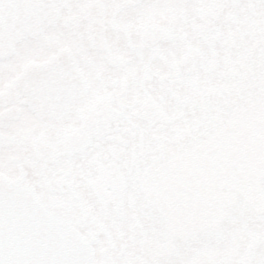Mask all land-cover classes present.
<instances>
[{
    "label": "snow or ice",
    "instance_id": "obj_1",
    "mask_svg": "<svg viewBox=\"0 0 264 264\" xmlns=\"http://www.w3.org/2000/svg\"><path fill=\"white\" fill-rule=\"evenodd\" d=\"M0 264H264V0H0Z\"/></svg>",
    "mask_w": 264,
    "mask_h": 264
}]
</instances>
